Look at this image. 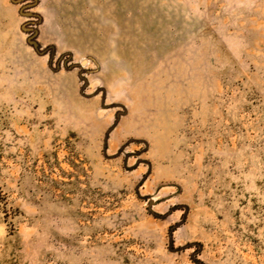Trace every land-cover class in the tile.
<instances>
[{"label": "rangeland", "instance_id": "obj_1", "mask_svg": "<svg viewBox=\"0 0 264 264\" xmlns=\"http://www.w3.org/2000/svg\"><path fill=\"white\" fill-rule=\"evenodd\" d=\"M264 0H0V264H264Z\"/></svg>", "mask_w": 264, "mask_h": 264}, {"label": "trees", "instance_id": "obj_2", "mask_svg": "<svg viewBox=\"0 0 264 264\" xmlns=\"http://www.w3.org/2000/svg\"><path fill=\"white\" fill-rule=\"evenodd\" d=\"M263 181H264V177H263Z\"/></svg>", "mask_w": 264, "mask_h": 264}]
</instances>
